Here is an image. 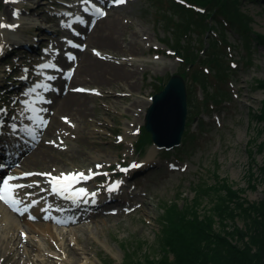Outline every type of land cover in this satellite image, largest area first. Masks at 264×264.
I'll use <instances>...</instances> for the list:
<instances>
[{
    "label": "rangeland",
    "instance_id": "374dc122",
    "mask_svg": "<svg viewBox=\"0 0 264 264\" xmlns=\"http://www.w3.org/2000/svg\"><path fill=\"white\" fill-rule=\"evenodd\" d=\"M40 1L42 10L31 12L28 9L37 4L30 0H0V19L5 6L14 2L15 9L22 8L15 19L26 29H10L9 36L20 42L15 46L7 43L0 50V117L6 126L0 136V164L4 165L0 185L7 175L16 177L14 183L23 184L16 192L24 200L22 209L12 210L10 216L18 225L16 233L27 234L32 243L27 239L19 247L34 250L30 264H177L176 255L165 244V219L172 206L182 210L186 220L195 215L210 219V230L242 252L233 263L218 245L204 242L200 246L209 253L211 264H262L257 254L264 242V211L260 212L264 209V40L260 37L264 35V0H226V6L218 7V15L211 18L203 15L206 8L196 0H125L121 4L93 0L101 2L108 13L100 18L121 21L125 31L122 44L134 32L146 42L132 55L98 51L115 62L132 58L138 74L133 91L124 96L118 90L122 94L114 97L116 103L107 113L103 112L106 102L97 91H90L96 95L90 103V117L95 122L86 132L91 138L81 133L80 143L113 161L80 181L78 187L106 194L108 184L121 183L116 195L103 197L90 210L72 205L68 211L72 219L84 217L81 222L92 229L82 242L75 238L78 223L35 210L43 209L38 204L46 200L54 208L66 206L63 195L57 201L53 195L44 198L42 191L51 185L50 178L42 174L55 176L62 171L26 170V159L37 150L35 140L13 125L29 122L37 133L48 127L49 97L42 85L52 84L49 77H58L63 70L65 75H75L74 67L64 69L56 58L60 41L65 43L66 54L70 52L67 36L57 33L58 29L76 31L75 21L82 22L77 17L93 24L97 18H93L87 0ZM214 3L213 7L217 6L218 0ZM237 5L245 15L244 23L226 18ZM82 41L86 47L87 38ZM47 64L57 67H42ZM174 75L185 80L188 111L182 141L169 147L156 143L147 129L152 102L146 101L162 91ZM97 115L102 118H95ZM65 124L67 131L76 127L72 121ZM146 132L150 138L145 139ZM164 137H168L166 133ZM72 144L79 147L77 141ZM61 164L69 172H84L87 167L79 168L76 162ZM79 164L84 165L82 161ZM33 181L42 182L26 186ZM39 191L43 193L33 199ZM28 204L30 211L23 209ZM48 221L56 224L52 231L59 243L66 234L72 251L59 244L50 248L43 236L27 228V222L43 226ZM246 255L253 260L247 261ZM24 261L21 253L17 257L0 255V264Z\"/></svg>",
    "mask_w": 264,
    "mask_h": 264
},
{
    "label": "bare ground",
    "instance_id": "6f19581e",
    "mask_svg": "<svg viewBox=\"0 0 264 264\" xmlns=\"http://www.w3.org/2000/svg\"><path fill=\"white\" fill-rule=\"evenodd\" d=\"M30 1L37 4V6L30 7L28 9L29 11L36 12L42 10L43 4L40 0ZM14 4V2H9L5 6L0 20L11 24H18L19 27L15 28L16 30H26L24 26L15 19L16 16L14 15V10H16V5ZM96 4L101 7L100 3ZM20 11H22V8ZM100 17L101 16H96L98 22L96 21L94 24L90 22L89 24L84 25L80 21H75L74 27L76 28V31L72 29H58L57 33L67 36V41H73L71 44L68 43L67 49L68 51L70 50L75 59L68 57L64 51L65 43L62 41L58 44L61 50L57 53L56 58L62 68L67 70L71 66L74 67L75 75L72 77L70 74L65 75L66 71L63 70L55 80H52V84H48L50 87L47 88L46 93L49 100L46 102V105L51 115L50 123L47 124L49 129H47V127L45 130L41 129L40 132L37 133L34 131V125H30L29 122H21V125H17V127L24 130L28 136L34 138V146L37 147V150L33 151L32 156L29 159H26L27 162H25V165L29 167V169L26 170L32 171L36 167H43V170L46 171L53 169V171L49 172L62 171V173L59 174L61 175L69 173L70 171L67 168H63L61 162H64L65 164L68 162H76L75 166H79V168H82L83 166L85 168V166H87L82 171L92 177L94 175L93 173L98 169L106 167L113 161L102 153L92 151L88 146H83V144L80 143L81 133H83L88 140L91 138L92 134L90 135L86 132L90 130L91 126L94 125L93 122H95V120L90 117V103L94 102L96 95L90 93V87H95L97 89V94L99 93L98 95L104 102H106L103 107V112L107 113L112 110L111 106L116 103L114 97H116L117 94H122L118 90H121L124 96L129 94L128 91H133L135 86L134 79L137 77L138 69L132 61V58H130V60L115 62L104 59L100 54L98 55L97 52H94L93 49H96L101 53L107 51L114 55H132L134 52L143 49V41L146 42V40H143L138 32H134L130 34V38L125 41V44H122L120 39L124 38L125 31L121 27V21L116 17ZM9 31L10 28H0V50L4 48L7 43L15 46L20 42V39L17 37L9 36ZM77 33H79V35H77ZM84 38H87L88 45L86 47L84 46L86 42L82 41ZM76 44H81L83 46L77 48L75 47ZM81 82L86 83L89 86L82 84ZM151 100V98H148L146 104H150L152 102ZM132 105L138 107V104H135V102H133ZM64 117H68L72 123L76 124V127L69 128L67 131L65 122H68L65 121ZM95 118L101 119L102 116L97 115ZM17 120H20V118ZM143 121L144 119H141V122ZM39 140L41 142H39ZM51 141H55V143H51ZM73 141L79 143L78 148L72 144ZM21 151L23 152L24 150ZM81 161L84 163L82 166L79 164ZM98 165L102 167H98ZM89 170H91V172H89ZM41 182L42 181H39V183ZM79 182L74 184L73 187L77 189L80 188L78 187ZM35 184V181H33L26 186H34ZM88 190L89 192H92V190ZM42 191L45 193L44 198L53 195L56 196L55 200L61 201V199L58 198L61 194L52 190V184L48 188H44ZM43 192H37V194L32 196L33 199H36V197ZM74 193L75 192L73 191L64 192L62 198L67 202L64 204L66 205L64 207L57 206L54 208L52 207L53 203L46 200L47 202H41L38 204V206L42 205L44 207L43 209L38 207L35 210H38L41 214L47 213L58 219L64 218L63 220H65V222L71 224L78 223L79 225L76 227L78 234L75 238L77 242H82L84 236L88 238L90 237L92 229L83 223L84 217L75 216L73 219L71 218L68 211L73 209L72 205H81L90 210V207L100 204V199H103L105 196L112 197L116 195L117 192L116 190H108L106 194L96 193L95 196L84 194L83 196H77L76 198L73 197ZM16 197L19 201L17 206L22 209L20 204L23 203L24 200L22 201V198H19L18 196ZM44 198L39 199L38 202ZM30 207L31 206L28 204L23 209L30 211ZM11 213L12 212L9 208L2 207L0 203V255H3L4 257H8L9 255L17 257V255L21 253L22 259L25 258L23 264H30L29 260L34 257V250L29 247H24L22 250L19 248L24 240L28 239L27 241H29V236H25L24 233L23 235L21 234L22 236L16 233L18 225L15 220L11 218ZM105 213L106 211L101 213V215H104ZM33 214L29 213V215ZM53 225L56 224H52L51 221L46 222L43 226H39L37 223L27 222V228L31 232H36L43 236V239L47 241L50 248L52 245L56 246L59 244L65 249V251H72V249H74L71 248L73 247V244L68 239L66 240V234L63 237L64 241L62 243L58 242L59 238L57 234L52 231V228H54ZM30 243L31 242L29 241V244ZM83 244H86V241H84Z\"/></svg>",
    "mask_w": 264,
    "mask_h": 264
},
{
    "label": "trees",
    "instance_id": "16d2710c",
    "mask_svg": "<svg viewBox=\"0 0 264 264\" xmlns=\"http://www.w3.org/2000/svg\"><path fill=\"white\" fill-rule=\"evenodd\" d=\"M196 3H199L200 6L205 7L204 16L211 18L212 16L218 15L217 8L226 6V0H218L217 6L213 7L214 0H196ZM196 13L198 14L199 11ZM230 14V15H229ZM226 13V18L228 20H238L239 22L244 23V14L240 11L238 5L233 11V14ZM225 16V15H224ZM264 40V35H260ZM176 52H179L178 49H174ZM189 58V57H188ZM146 138H150L151 134L146 132ZM231 191V190H230ZM264 209L260 212L263 214ZM168 217L165 219V234H167L166 243L168 249H171L172 252L176 255L177 264H211L210 255L207 251H204L201 248V244L208 242L210 246L216 244L219 249L225 251V253L231 258V261L235 263L238 259L236 257H241V251L236 249L232 244H228V241L220 234L213 232L211 229V220L204 218L200 219L199 216L195 215L192 219H187L186 216L182 214L177 206H172L167 211ZM181 216L179 221L178 217ZM205 225H208L206 227ZM253 239L251 240V242ZM263 241V239H262ZM219 242V243H218ZM260 251L257 254L260 262L264 264V242L259 246ZM211 252V250H209ZM247 261L253 260L251 257L246 255ZM229 259V258H228ZM227 259V260H228ZM235 261V262H234ZM167 262V261H166ZM139 264V263H132ZM143 264V263H142ZM230 264V263H229Z\"/></svg>",
    "mask_w": 264,
    "mask_h": 264
},
{
    "label": "water",
    "instance_id": "95a60500",
    "mask_svg": "<svg viewBox=\"0 0 264 264\" xmlns=\"http://www.w3.org/2000/svg\"><path fill=\"white\" fill-rule=\"evenodd\" d=\"M187 89L181 75L171 77L165 88L155 93L147 113L146 126L159 145L180 144L187 116ZM168 137H164V134Z\"/></svg>",
    "mask_w": 264,
    "mask_h": 264
},
{
    "label": "snow or ice",
    "instance_id": "6c2138e0",
    "mask_svg": "<svg viewBox=\"0 0 264 264\" xmlns=\"http://www.w3.org/2000/svg\"><path fill=\"white\" fill-rule=\"evenodd\" d=\"M83 2V0H82ZM125 0H112L113 4H121L124 3ZM87 3L91 4L93 8H96V11L99 15L101 16H106L108 13L107 11L102 8L98 7L95 3H93V0H87ZM14 15L19 18L20 15V10L16 9L14 10ZM78 20H81L83 23L87 24L89 21L83 20V17H77ZM19 27L18 24H11L7 23L6 21L0 20V28H10V29H15ZM79 35V33H77ZM69 44L73 43V41L69 40ZM83 45L81 44H76L75 47L79 48L82 47ZM94 52H97L99 55L100 53L98 50L93 49ZM68 57L71 59H75V57L72 55L71 52L67 53ZM42 67H47V68H56V64H47V65H42ZM51 80H55L56 77L52 76L49 77ZM45 89L49 88L50 86L45 83L42 85ZM92 92H96L97 89H90ZM46 111V109H45ZM65 120H68V117H64ZM69 123H71L70 120H68ZM4 123L3 121H0V124ZM43 123V121H41ZM17 127L16 125H13V128ZM51 143H55V141H51ZM4 167V165L0 164V168ZM98 167H102L98 165ZM127 171V169H124ZM91 172V170H89ZM94 174V173H93ZM22 176H27L30 175V173H20ZM42 175H45L50 178L51 184H52V190L54 192H59L61 195H64L65 191H73L76 193L77 196H83L84 194H88L90 196H95L96 192L92 191L89 192V190L85 187H80V188H74L73 185L78 183L80 180H85V179H90V175L86 174L85 172H69V173H64L61 175H53L52 173H43ZM16 180V177L13 175H7L6 178L3 179L2 185H0V199H3L7 201L10 205H12L13 208H16L18 211L19 209L16 207L17 204L19 203L17 197H16V192L23 187V185L14 183L13 181ZM35 183H39V181H35ZM121 181H115L113 183L108 184V190L109 191H114L118 190L119 185ZM27 234H25L26 236Z\"/></svg>",
    "mask_w": 264,
    "mask_h": 264
}]
</instances>
